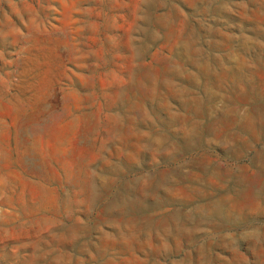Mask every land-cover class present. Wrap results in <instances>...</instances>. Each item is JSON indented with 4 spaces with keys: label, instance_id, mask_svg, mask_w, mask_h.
<instances>
[{
    "label": "rangeland",
    "instance_id": "obj_1",
    "mask_svg": "<svg viewBox=\"0 0 264 264\" xmlns=\"http://www.w3.org/2000/svg\"><path fill=\"white\" fill-rule=\"evenodd\" d=\"M237 179L264 0H0V264H264Z\"/></svg>",
    "mask_w": 264,
    "mask_h": 264
},
{
    "label": "crops",
    "instance_id": "obj_2",
    "mask_svg": "<svg viewBox=\"0 0 264 264\" xmlns=\"http://www.w3.org/2000/svg\"><path fill=\"white\" fill-rule=\"evenodd\" d=\"M253 116V114L251 113L249 115ZM236 143V142H235ZM238 144V143H236ZM236 154L238 155V151H236ZM234 174V170L232 169H228L227 170V181L230 180L231 176ZM236 185H241V184H245L248 186H253V183H248L244 180H235ZM264 190V186H259L257 190H254L251 188L247 189L244 192L241 191H234V192H229L230 195L229 197L236 200V202H238L237 206L235 207L236 209L239 210H250V209H255L259 206L260 202H262L264 200V197H262V191ZM254 191V192H253ZM246 196V197H245ZM255 199V200H254ZM240 207V208H239ZM247 214H250L249 212ZM244 216V215H243Z\"/></svg>",
    "mask_w": 264,
    "mask_h": 264
},
{
    "label": "bare ground",
    "instance_id": "obj_3",
    "mask_svg": "<svg viewBox=\"0 0 264 264\" xmlns=\"http://www.w3.org/2000/svg\"><path fill=\"white\" fill-rule=\"evenodd\" d=\"M213 90V89H212ZM218 103V102H217ZM216 110V109H215ZM211 115V114H210ZM248 117V116H247ZM236 118H237V115H236ZM250 118V117H249ZM235 119V118H234ZM251 120V119H250ZM235 121V120H234ZM247 121V120H246ZM241 122V121H240ZM211 130V129H210ZM208 131V130H207ZM212 136V135H211ZM231 136V135H230ZM199 169V168H198ZM199 174V173H198ZM214 174V173H213ZM218 175V174H217ZM211 176V175H210ZM200 177V176H199ZM214 177V176H213ZM212 177V179H213ZM180 178V177H179ZM216 178V177H215ZM185 180V179H184ZM237 190V189H236ZM254 192V191H253ZM246 197V196H245ZM255 200V199H254ZM232 206V205H231ZM230 207V206H229ZM240 208V207H239ZM215 209V208H214ZM233 215V213H232ZM234 217V216H233Z\"/></svg>",
    "mask_w": 264,
    "mask_h": 264
}]
</instances>
